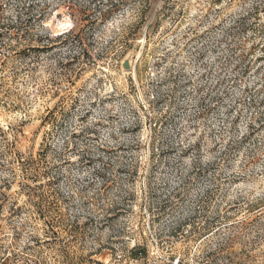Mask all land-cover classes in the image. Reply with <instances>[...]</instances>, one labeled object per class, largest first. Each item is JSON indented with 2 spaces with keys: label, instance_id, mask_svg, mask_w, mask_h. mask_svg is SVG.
Listing matches in <instances>:
<instances>
[{
  "label": "rangeland",
  "instance_id": "obj_1",
  "mask_svg": "<svg viewBox=\"0 0 264 264\" xmlns=\"http://www.w3.org/2000/svg\"><path fill=\"white\" fill-rule=\"evenodd\" d=\"M0 264H264V0H0Z\"/></svg>",
  "mask_w": 264,
  "mask_h": 264
},
{
  "label": "trees",
  "instance_id": "obj_2",
  "mask_svg": "<svg viewBox=\"0 0 264 264\" xmlns=\"http://www.w3.org/2000/svg\"><path fill=\"white\" fill-rule=\"evenodd\" d=\"M106 14H103L101 17H105ZM89 16L84 15L83 18H80L78 25L71 28L69 31L59 34L55 37V40L60 41L61 43H67L72 42L76 43L80 46V54L84 52V41H83V35H86V31L90 29V24H88ZM96 21V20H95ZM233 146H229L226 148V151L223 153L224 156L228 155V153L231 151ZM26 263V262H25Z\"/></svg>",
  "mask_w": 264,
  "mask_h": 264
},
{
  "label": "water",
  "instance_id": "obj_3",
  "mask_svg": "<svg viewBox=\"0 0 264 264\" xmlns=\"http://www.w3.org/2000/svg\"><path fill=\"white\" fill-rule=\"evenodd\" d=\"M121 67L125 71H130L132 69L129 57L123 59V61L121 62Z\"/></svg>",
  "mask_w": 264,
  "mask_h": 264
}]
</instances>
